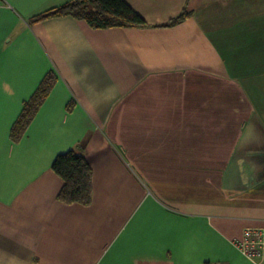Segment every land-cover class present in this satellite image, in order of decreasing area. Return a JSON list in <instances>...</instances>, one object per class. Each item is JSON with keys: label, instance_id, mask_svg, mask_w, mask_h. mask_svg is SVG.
Instances as JSON below:
<instances>
[{"label": "crops", "instance_id": "obj_1", "mask_svg": "<svg viewBox=\"0 0 264 264\" xmlns=\"http://www.w3.org/2000/svg\"><path fill=\"white\" fill-rule=\"evenodd\" d=\"M67 1L0 0V264H255L232 239L264 230V0H125L145 26L31 20ZM77 146L88 204L56 197L52 160Z\"/></svg>", "mask_w": 264, "mask_h": 264}, {"label": "trees", "instance_id": "obj_2", "mask_svg": "<svg viewBox=\"0 0 264 264\" xmlns=\"http://www.w3.org/2000/svg\"><path fill=\"white\" fill-rule=\"evenodd\" d=\"M187 14V11L182 10L169 19L166 24H175ZM64 15L82 19L94 28L145 26L147 24L125 0H70L43 11L31 20ZM54 79L52 72H47L32 95L23 103L22 109L10 130L12 140H17L22 135L47 95ZM51 169L62 181L56 195L58 200L65 203L88 204L90 202L91 166L81 146L58 153L52 160Z\"/></svg>", "mask_w": 264, "mask_h": 264}, {"label": "built area", "instance_id": "obj_3", "mask_svg": "<svg viewBox=\"0 0 264 264\" xmlns=\"http://www.w3.org/2000/svg\"><path fill=\"white\" fill-rule=\"evenodd\" d=\"M239 251L255 264H264V230L260 227L243 229L240 237L232 239Z\"/></svg>", "mask_w": 264, "mask_h": 264}]
</instances>
